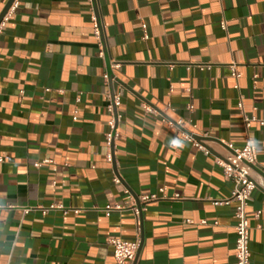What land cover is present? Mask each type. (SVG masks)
Instances as JSON below:
<instances>
[{"label":"crops","instance_id":"obj_1","mask_svg":"<svg viewBox=\"0 0 264 264\" xmlns=\"http://www.w3.org/2000/svg\"><path fill=\"white\" fill-rule=\"evenodd\" d=\"M95 2L103 58L92 0H18L0 25V264H115L113 238L139 243L125 264H235L234 204H213L232 183L215 158L243 145L240 98L264 119V0ZM250 134L248 249L264 264V126ZM109 204L124 210L105 216Z\"/></svg>","mask_w":264,"mask_h":264},{"label":"built area","instance_id":"obj_2","mask_svg":"<svg viewBox=\"0 0 264 264\" xmlns=\"http://www.w3.org/2000/svg\"><path fill=\"white\" fill-rule=\"evenodd\" d=\"M18 0H14L11 4L8 12L15 8ZM7 12V13H8ZM7 15V14H6ZM6 15L3 17L0 25L3 24L6 19ZM225 28V24H221ZM92 29L93 35L96 40L101 44V50L99 56L104 57L102 40H101V28L96 20L92 19ZM142 29H145V25H142ZM146 38V36H144ZM231 77L235 80L234 88H238L237 80L240 77L236 66L234 64L229 66ZM103 78L105 81H108V75L104 74ZM78 102V99H77ZM120 105V95L114 94L111 98L110 104L107 106V112L110 114V120L108 121L109 132L105 135L106 143L110 144L111 141L116 137L115 126L117 119L119 117L116 108ZM238 110L241 114V123L243 128V145L241 148H234L231 144H228L227 147L231 150L230 155L223 158H215V164L221 168L222 175L224 179L232 183V189L230 195L227 199L223 201H214L213 204L216 205H227L234 204V213L233 216L236 220L234 230H235V243H234V257L235 264H252L250 261L251 254L248 249V240H249V223L247 216V206L250 201V196L252 191L256 187V180L253 177V171L257 167V146L254 138L250 134L251 124L257 123L259 126H264V119H258L255 116H248L244 113L242 106V98L239 99L237 103ZM192 106L189 105L188 109H191ZM77 114V111L74 112ZM73 120H76V117H73ZM175 125L183 127V122L181 120L177 121ZM169 126H174L170 124ZM186 139L193 142L194 146L201 150L204 154H209V151L193 138L189 136H184ZM110 161V156H107ZM35 167H39L40 163H35ZM115 184H119V179L114 177L112 180ZM160 193L163 190H159ZM176 197V196H175ZM159 197L156 194L144 195L139 197L138 201L140 204L145 205L151 201L157 200ZM61 210L63 208L59 206ZM53 208V206H51ZM124 210V207L113 204L106 205L103 209L105 216H109L112 211H121ZM134 215L136 222L138 223L140 209L136 206L130 209ZM67 212V211H65ZM74 213H77V210H74ZM260 212H256L255 217H258ZM205 223V222H202ZM108 244L112 246V254L115 261V264H125L126 262L131 263L134 261L137 255L139 243L135 241H124L120 238L109 239Z\"/></svg>","mask_w":264,"mask_h":264},{"label":"water","instance_id":"obj_3","mask_svg":"<svg viewBox=\"0 0 264 264\" xmlns=\"http://www.w3.org/2000/svg\"><path fill=\"white\" fill-rule=\"evenodd\" d=\"M13 1L14 0H8L7 3L5 4L4 8L1 10V12H0V23H1L2 19H3V17L7 14V12L9 10L11 4L13 3ZM92 1H93L92 4H93V8H94V13H95L96 19L98 21V16H97L98 13H97V10H96V2H95V0H92ZM102 38H103V36L101 35V40H102ZM107 61H108V59L106 60V64L108 66L107 67L108 82L111 83V81H112V79H113L114 76H113V74H112V72H111V70L109 68V65H108V62ZM206 139L207 138L195 137V140L197 142L205 141ZM225 147H227V146H225Z\"/></svg>","mask_w":264,"mask_h":264}]
</instances>
